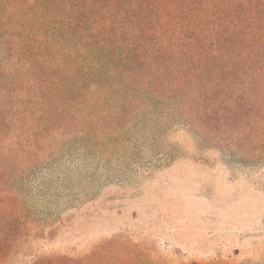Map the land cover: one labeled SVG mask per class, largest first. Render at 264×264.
<instances>
[{
    "label": "trees",
    "instance_id": "1",
    "mask_svg": "<svg viewBox=\"0 0 264 264\" xmlns=\"http://www.w3.org/2000/svg\"><path fill=\"white\" fill-rule=\"evenodd\" d=\"M139 111L263 160L264 0H0V264L33 228L14 180Z\"/></svg>",
    "mask_w": 264,
    "mask_h": 264
},
{
    "label": "rangeland",
    "instance_id": "2",
    "mask_svg": "<svg viewBox=\"0 0 264 264\" xmlns=\"http://www.w3.org/2000/svg\"><path fill=\"white\" fill-rule=\"evenodd\" d=\"M134 118L14 180L33 228L7 264L123 263L130 250L165 264H264V159L239 160L166 118Z\"/></svg>",
    "mask_w": 264,
    "mask_h": 264
}]
</instances>
